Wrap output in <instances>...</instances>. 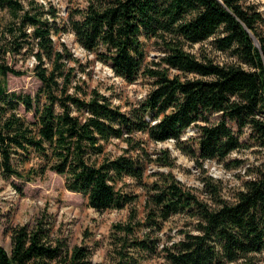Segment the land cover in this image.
<instances>
[{
	"label": "trees",
	"instance_id": "trees-1",
	"mask_svg": "<svg viewBox=\"0 0 264 264\" xmlns=\"http://www.w3.org/2000/svg\"><path fill=\"white\" fill-rule=\"evenodd\" d=\"M85 3L59 24L47 0H0L1 175L30 181L54 172L95 211L127 208V219L111 225L109 264L152 257L161 264H264V158L229 198L218 180L203 177L201 198L171 171L154 172L147 182L148 164L172 168L174 158L167 149L152 155L137 137L174 140L201 172L205 161L236 166L229 155L252 144L264 151L262 13L249 0ZM60 31L125 82L149 79L145 97L122 110L77 80L72 55L54 44ZM150 40L162 54L156 60L147 59ZM30 58L39 89L8 91L7 75L26 71L15 61ZM190 127L195 135L182 139ZM114 139L126 147L109 156ZM127 179L143 190L141 212ZM174 216L185 219L177 237L164 231ZM49 222L12 227L0 264H92L88 247L53 239Z\"/></svg>",
	"mask_w": 264,
	"mask_h": 264
},
{
	"label": "rangeland",
	"instance_id": "rangeland-1",
	"mask_svg": "<svg viewBox=\"0 0 264 264\" xmlns=\"http://www.w3.org/2000/svg\"><path fill=\"white\" fill-rule=\"evenodd\" d=\"M58 11L57 23L62 24L74 9L85 6V0H47ZM255 4L264 17V0H249ZM5 14L0 12V23ZM56 48L65 46L67 52L73 57L71 66L74 67L76 79L84 81L89 89H97L111 99L114 105L122 110H127L132 103L142 100L148 92L150 80L139 77L133 83H127L114 75L110 67L95 58L93 53L84 50L70 32L60 31L53 36ZM198 45L189 48L196 52ZM147 59L156 60L162 54L152 40L146 45ZM12 62V58L9 59ZM34 60L28 59L25 63L15 61L17 67L25 69L20 76L7 75L6 86L8 91L24 92L34 95L40 87L39 80L32 71ZM196 128L190 127L182 135V139L195 135ZM145 140V145L152 155L167 149L170 157L174 158V166L158 167L154 163L148 164L145 171V180L153 181L154 172L171 171L174 177L185 188L192 190L201 198L207 196L202 192L201 179L210 176L219 181L223 197L229 198L234 191L239 189L242 181L248 178V171L259 164L264 158V151L256 145L241 148L232 152L228 160H237L236 166H228L216 161H205L201 169L198 164L187 155L183 154L176 146L174 140L165 142H152L140 135ZM241 139H247L244 133ZM248 142V141H247ZM126 144L121 140H111L105 153L109 156H117L123 152ZM27 164L25 167H29ZM127 190L138 195L136 208L141 212L144 202L143 190L136 186L132 180H125ZM141 215V214H140ZM128 209L95 211L87 204V198L82 193L69 191L65 188L64 178L54 172H47L42 177L25 181L13 176L4 177L0 173V245L7 251L10 250V230L18 225L32 226L43 217L50 221L51 237L65 240L69 247L75 245L86 246L91 251L92 264H109L111 225L125 221ZM185 219L174 216L165 224L164 231L169 236L177 237V231L183 227ZM160 257H152L142 260L140 264H161ZM233 264V263H232Z\"/></svg>",
	"mask_w": 264,
	"mask_h": 264
}]
</instances>
